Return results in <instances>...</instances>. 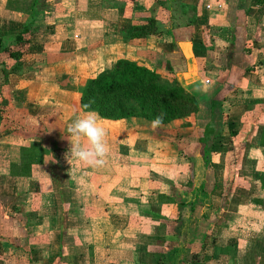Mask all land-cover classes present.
I'll use <instances>...</instances> for the list:
<instances>
[{
    "label": "crops",
    "instance_id": "obj_1",
    "mask_svg": "<svg viewBox=\"0 0 264 264\" xmlns=\"http://www.w3.org/2000/svg\"><path fill=\"white\" fill-rule=\"evenodd\" d=\"M20 1L0 0V264H264V5ZM119 59L194 93L195 128L100 118L106 163L82 164L79 90Z\"/></svg>",
    "mask_w": 264,
    "mask_h": 264
},
{
    "label": "trees",
    "instance_id": "obj_2",
    "mask_svg": "<svg viewBox=\"0 0 264 264\" xmlns=\"http://www.w3.org/2000/svg\"><path fill=\"white\" fill-rule=\"evenodd\" d=\"M34 1H28L29 7ZM249 4L264 5V0H249ZM7 7L17 9L12 5ZM156 32L154 21L148 20L144 25L133 26L128 37L138 39ZM25 33L26 27L15 37V41L26 42L23 39ZM19 55L15 52L9 54L17 63L15 66L21 65V62H17ZM78 104L82 112L93 110L104 120L137 117L151 122L155 117L163 115L162 126L177 121L183 129L195 128V116L199 111L194 93L187 91L175 79L168 83L155 71L125 59L117 60L109 71L87 79L79 90ZM85 104L90 109H85ZM220 130L218 126L216 135ZM260 140V145L264 146V129ZM203 152V159L207 161L208 149Z\"/></svg>",
    "mask_w": 264,
    "mask_h": 264
},
{
    "label": "clouds",
    "instance_id": "obj_3",
    "mask_svg": "<svg viewBox=\"0 0 264 264\" xmlns=\"http://www.w3.org/2000/svg\"><path fill=\"white\" fill-rule=\"evenodd\" d=\"M85 109H90L88 104ZM163 125V115L155 117L150 126L157 128ZM68 134L71 137L70 156L82 164L92 167H103L110 151L107 143V131L100 123L98 113L86 110L69 125Z\"/></svg>",
    "mask_w": 264,
    "mask_h": 264
},
{
    "label": "rangeland",
    "instance_id": "obj_4",
    "mask_svg": "<svg viewBox=\"0 0 264 264\" xmlns=\"http://www.w3.org/2000/svg\"><path fill=\"white\" fill-rule=\"evenodd\" d=\"M22 1V2H21ZM19 3H21V4H19V5H14V3L13 2H10V3H8V5L10 6V5H12V6H20V7H22V8H24V7H26L27 6V4H28V0H21ZM25 4V5H24Z\"/></svg>",
    "mask_w": 264,
    "mask_h": 264
}]
</instances>
